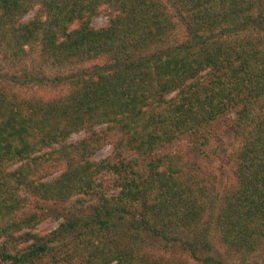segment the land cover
<instances>
[{
    "label": "trees",
    "instance_id": "obj_1",
    "mask_svg": "<svg viewBox=\"0 0 264 264\" xmlns=\"http://www.w3.org/2000/svg\"><path fill=\"white\" fill-rule=\"evenodd\" d=\"M104 4L116 12L95 28ZM35 6L34 18L21 22ZM170 7L186 30L178 43L169 42L175 24L162 0H0L6 43L38 41L57 65L104 59L51 100L16 102L0 90L2 264H186L144 256V237L177 245L195 264H230L220 248L246 256L264 239V114L250 107L264 99V0ZM221 119L240 141L236 186L204 225L207 189L194 160ZM108 142L111 154L94 160ZM51 167L61 171L45 179ZM18 186L52 203L92 200L54 210L62 220L47 234H19L47 209L29 206Z\"/></svg>",
    "mask_w": 264,
    "mask_h": 264
},
{
    "label": "rangeland",
    "instance_id": "obj_2",
    "mask_svg": "<svg viewBox=\"0 0 264 264\" xmlns=\"http://www.w3.org/2000/svg\"><path fill=\"white\" fill-rule=\"evenodd\" d=\"M172 0H162L166 6L175 28L170 30L169 42L178 43L186 39V30L180 24L174 11L171 9ZM38 6L32 10L20 14L21 22H28L34 18ZM115 10L107 5H102L99 12L92 17L91 24L95 28L105 27L109 18L115 14ZM256 36V35H255ZM168 40V39H167ZM156 46V45H153ZM104 59L88 62L86 64L64 66L54 64L47 58L41 49L38 41H33L22 47H15L12 44L6 43L0 38V90L7 96L8 99L19 102L23 100H32L44 102L68 94L72 87L70 80L80 74H88L92 71L95 65L102 64ZM251 110L255 117L264 114V99L254 101ZM230 122L221 119L212 126V134L209 135V148H205L203 154H199L198 158L194 160L196 165L202 171L203 185L207 189L204 194V205L206 213L203 216L202 223H208L211 216H209L210 208L212 212L220 204L222 197L235 189L236 180L233 171L234 156L240 145V141L234 138V134L229 129ZM85 136L84 132L74 133L68 139L69 143H75ZM181 147V146H180ZM112 152L111 143H105L99 148L94 160H100L109 156ZM18 165L8 166L7 170L15 169ZM61 171V167H51L45 171V179L56 177ZM17 195L25 199L27 204L31 207H41L47 209L42 220L32 228L22 230L20 233L31 232L39 234H47L57 228L61 217L56 218L54 210L62 211L70 208H84L91 202V198L84 195H74L66 202L52 203V201H44L31 194L22 186L17 187ZM208 220V221H207ZM212 225V224H211ZM213 241L218 233L215 228L210 227ZM174 237V236H173ZM218 246V243H215ZM140 253L148 258H155L156 260H166L181 258L186 264H195L190 256L185 253L177 245H167L165 241L159 242L150 237H144L141 243H137ZM227 256L226 262L230 264H264V239L261 240L260 245L246 256L241 254H234L228 249L220 248V251ZM0 264H2L0 262Z\"/></svg>",
    "mask_w": 264,
    "mask_h": 264
}]
</instances>
